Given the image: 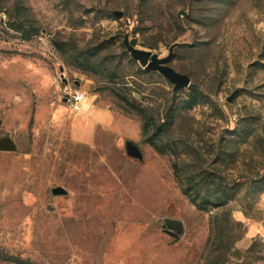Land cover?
Instances as JSON below:
<instances>
[{"label":"rangeland","instance_id":"obj_1","mask_svg":"<svg viewBox=\"0 0 264 264\" xmlns=\"http://www.w3.org/2000/svg\"><path fill=\"white\" fill-rule=\"evenodd\" d=\"M3 135L0 264H264V0H0Z\"/></svg>","mask_w":264,"mask_h":264},{"label":"water","instance_id":"obj_2","mask_svg":"<svg viewBox=\"0 0 264 264\" xmlns=\"http://www.w3.org/2000/svg\"><path fill=\"white\" fill-rule=\"evenodd\" d=\"M117 17L122 16L121 11H115ZM127 50L131 55L140 62V64L149 71H158L163 74L174 86V89L188 87L191 84V78L185 73L178 72L168 64L170 56L159 58L157 54L151 50L140 49L128 42L126 44ZM233 96L228 99L231 100ZM129 146L139 153V149L133 142H129ZM17 148L16 142L10 135H3L0 137V149L12 151ZM64 188L57 187L53 190L54 194H63Z\"/></svg>","mask_w":264,"mask_h":264},{"label":"built area","instance_id":"obj_3","mask_svg":"<svg viewBox=\"0 0 264 264\" xmlns=\"http://www.w3.org/2000/svg\"><path fill=\"white\" fill-rule=\"evenodd\" d=\"M85 98L84 92L81 90H74L72 92H65V100L68 104H70L73 107L79 108L80 104Z\"/></svg>","mask_w":264,"mask_h":264},{"label":"trees","instance_id":"obj_4","mask_svg":"<svg viewBox=\"0 0 264 264\" xmlns=\"http://www.w3.org/2000/svg\"><path fill=\"white\" fill-rule=\"evenodd\" d=\"M192 182H193V180L190 181V183H192ZM192 184H193V183H192ZM193 185H194V184H193Z\"/></svg>","mask_w":264,"mask_h":264}]
</instances>
